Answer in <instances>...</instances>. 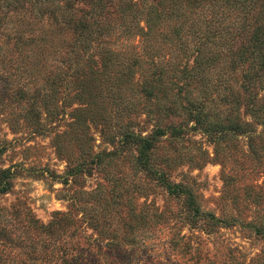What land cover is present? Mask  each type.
I'll return each instance as SVG.
<instances>
[{"label":"rangeland","instance_id":"374dc122","mask_svg":"<svg viewBox=\"0 0 264 264\" xmlns=\"http://www.w3.org/2000/svg\"><path fill=\"white\" fill-rule=\"evenodd\" d=\"M263 9L264 0H0V264H264V236L249 228L264 224L259 126L253 141L164 135L150 170L119 142L188 121L178 88L208 21L222 38L200 54L204 79L188 91L207 99L212 120L244 115L238 48L251 50ZM152 78L164 90L148 100L141 87ZM170 182L192 199L169 193Z\"/></svg>","mask_w":264,"mask_h":264},{"label":"trees","instance_id":"16d2710c","mask_svg":"<svg viewBox=\"0 0 264 264\" xmlns=\"http://www.w3.org/2000/svg\"><path fill=\"white\" fill-rule=\"evenodd\" d=\"M187 1L191 3H197V1L202 3L203 0ZM256 1L258 0H250V3H255ZM250 5L251 4L248 6ZM248 6H246V8ZM262 16V24L256 27L254 33L251 34L252 42L255 45L253 44L250 51L242 45L238 48L239 57L241 55L244 57H241L240 59L242 60L243 58L245 64H247V72L244 75V83L240 85L242 95H238L237 100L241 98L239 103H242L244 106L243 114L248 116L250 120L242 119L244 115L239 114V112L234 115L233 119L228 117L223 121L219 118L212 120L211 117L214 113H212L211 110L208 111L207 99L203 97L202 99L197 100L196 98H193L192 94L188 91L192 81L196 80L201 82V80L204 79L203 69L201 67L207 63L208 59V57H206L205 60L204 58H201L204 49L207 45L212 44L214 39L222 38V36L218 37L215 35L216 31L213 34L212 24L208 21L206 25L208 24L211 30L204 33L203 43L199 42L198 45L194 47L193 51L197 54L194 59V65L184 68V78L186 83L181 84L180 88H178V99L183 103L180 107V111L186 116L188 121L181 125L170 124L165 128L155 127L150 134L146 135H141L140 132L134 133L125 131L120 136L121 138L119 142L123 149H134L137 159L141 161L143 167H146V170H150L151 168V153L155 149L158 140L167 134H170L169 136L178 137L187 134V131L199 130L204 134H208V137L213 138V140L218 141L224 139L227 134L245 133L247 134V137L253 141V134L256 133L257 130L255 127L257 126L262 129L264 134V9L261 12V17ZM245 55L247 58H245ZM89 70L91 72V69ZM90 74L92 75L89 76L90 79H97L94 72H91ZM162 90H164V82L160 78H152V80H150L145 86L141 87V92L148 100L157 99V93H161ZM190 124L192 125L190 126ZM166 187L169 193L186 196L189 201L192 199L191 193L186 187H183L180 184L176 185L173 182H170V184L166 183ZM191 211L195 216L205 215L212 221L218 223L224 222L223 219H215L213 215L201 212L198 206L193 207ZM249 228L254 230L257 235L264 236V224L259 227L250 225Z\"/></svg>","mask_w":264,"mask_h":264}]
</instances>
